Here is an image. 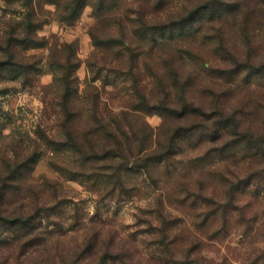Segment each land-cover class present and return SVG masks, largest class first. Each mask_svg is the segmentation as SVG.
<instances>
[{
    "label": "rangeland",
    "instance_id": "374dc122",
    "mask_svg": "<svg viewBox=\"0 0 264 264\" xmlns=\"http://www.w3.org/2000/svg\"><path fill=\"white\" fill-rule=\"evenodd\" d=\"M41 2L40 14L56 15ZM87 2L74 24L38 30L75 44L77 128L94 121L96 99L99 116L130 111L139 134L148 125L150 141L176 154L149 163L136 142L132 154L87 161L62 144L64 85L48 47L27 50L43 60L37 80L0 81V264H264V152L220 125L234 116L239 131L264 134V0ZM21 5L0 0V31L3 17L22 18ZM185 102L195 105L185 117L167 108ZM101 134L99 152L111 146Z\"/></svg>",
    "mask_w": 264,
    "mask_h": 264
},
{
    "label": "trees",
    "instance_id": "16d2710c",
    "mask_svg": "<svg viewBox=\"0 0 264 264\" xmlns=\"http://www.w3.org/2000/svg\"><path fill=\"white\" fill-rule=\"evenodd\" d=\"M87 1L88 0H45L44 4L55 5L57 12L56 15L53 14V17L51 15V17H44V14H40L39 12V8H41L42 5L41 0H22L21 6L24 10L19 17H22L21 19L8 18L6 20V16L3 17L4 28L0 31V81L3 79L20 80L21 83L27 84L29 81L37 80L36 77L43 73V60L37 53L27 54L26 51L29 49L34 50L48 47V49H50V54L47 63L51 67L53 73L56 74V79L60 80L64 85V91L60 99L61 123L64 129L65 139L64 142H61L62 144L77 149L83 154L85 160L94 161L106 159L110 156H119L125 148H128L129 154H132L134 148L132 145L138 142L139 145L136 147V154L145 155L143 160L149 163H151V161L161 162L169 160L172 155L176 154L172 149L173 145L171 142L166 146H162L161 144L158 145L150 141L153 136V131L149 130L148 125H144L139 134L129 118L131 115L130 111L124 110L120 115H114L111 121H107L102 115H98L99 109L97 108L96 99H92L93 109L91 115H93V117L95 116L94 121L88 125V127L82 129L77 128L76 118L81 117L82 113L81 111L77 112L74 107L76 95L79 91L78 85H76V77H74V71L79 63L75 44H50L38 35V30L52 19L69 25L74 24V22L80 18L83 8L88 3ZM92 5L96 16L99 17L105 6V2L100 1ZM207 7L208 5L203 3L199 8L189 11L185 17L183 16L182 19L177 22V24L180 26H184L187 23L191 24L193 22L191 17L199 14ZM92 35L95 38L93 31ZM121 40H123L121 42L124 43V39L121 38ZM60 54H62V56H60ZM62 57L65 58L64 61L61 60L63 59ZM172 69L174 71V77L178 76L176 69L174 67ZM57 73H59V75ZM136 88H138V84H136ZM163 92L166 96L165 104L170 105L173 91L165 87ZM142 97L146 100L144 95H142ZM185 104L177 109L170 108L169 106H167V108L171 114L175 113L178 114L179 117H185L188 115V112H186L187 108H195L193 102H185ZM132 108L135 110H142L140 106H133ZM197 111L200 110H194L192 112ZM238 122L236 117L233 116L229 119L227 118V120H222L220 125H223V131H226V129H229V126L227 128L225 125L230 124L231 128L234 130L232 133L238 137V141L245 142L248 147L256 148L257 151H262L263 153L264 134L259 132H250V134L241 132L238 129ZM216 130L219 131V128L217 127ZM101 132L104 133L106 136L105 138L110 139L111 146L99 152L98 140L99 137H102ZM177 133L176 131L175 136H177ZM216 135L224 134L217 133ZM43 137L49 143L61 144L56 141L57 138L55 137L47 134H44ZM217 139L216 136L213 137V141ZM129 158L130 157H128V159ZM148 172L150 173L151 171L149 170ZM228 199L238 200V194H236V192L234 194H229ZM162 235H166L165 231L162 232ZM163 243L166 248H169L171 243L173 244V242L168 243L164 240ZM168 256H170V254ZM165 261L166 264H174L171 258ZM195 261H198V259ZM201 264L208 263L201 262Z\"/></svg>",
    "mask_w": 264,
    "mask_h": 264
}]
</instances>
